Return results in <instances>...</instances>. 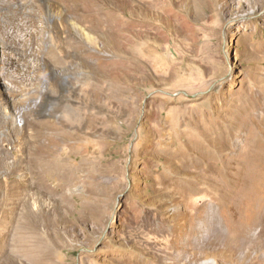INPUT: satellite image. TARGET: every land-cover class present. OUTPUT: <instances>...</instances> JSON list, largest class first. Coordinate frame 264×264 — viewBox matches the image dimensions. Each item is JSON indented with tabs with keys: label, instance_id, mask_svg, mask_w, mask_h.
<instances>
[{
	"label": "rangeland",
	"instance_id": "1",
	"mask_svg": "<svg viewBox=\"0 0 264 264\" xmlns=\"http://www.w3.org/2000/svg\"><path fill=\"white\" fill-rule=\"evenodd\" d=\"M1 115L52 214L0 264H264V0H0Z\"/></svg>",
	"mask_w": 264,
	"mask_h": 264
},
{
	"label": "bare ground",
	"instance_id": "2",
	"mask_svg": "<svg viewBox=\"0 0 264 264\" xmlns=\"http://www.w3.org/2000/svg\"><path fill=\"white\" fill-rule=\"evenodd\" d=\"M0 117H1L0 125L1 124L3 125V123L7 121L8 123L12 124L11 132L19 134L20 139L18 140L17 144L19 148L23 150V152L19 154L20 157L18 159H14L9 165L11 167V170L18 171V170L26 169L27 174H29V178L30 177L32 178L29 182H27V184H23L21 186L15 184L14 186H12L11 190H9L10 192L8 193V195L4 197V200L7 202L9 207L4 208V215L1 217L0 220V232L4 233V231L9 229L7 231L10 232L13 245L15 246V249L10 250L11 253L9 255L15 259L16 257H18V255H20V251L31 253L36 250L35 242L37 243L38 241L36 239V236L34 234L35 232L33 230L34 228L33 216L38 214V211L39 212L48 211L49 214H52V207L49 201L45 205L41 207L39 206V202H41V199L39 198L37 193L39 192L40 187L38 189V182L35 180V176L37 175V174L35 175L36 169L44 168L48 170L49 168H51L50 166L51 164H49L46 161L45 162L41 161L40 157L33 156V151L36 150L37 147L39 148L40 146H39V141L34 137V134L32 132L26 133V129H19L18 125H16L14 120L11 119L9 116L1 115ZM261 120L262 119H260L259 121ZM48 143L49 142H45L44 144H48ZM24 151L27 152L29 151V154L27 155V152ZM25 158H27L29 162L28 165H26V162H24ZM5 161H8L7 155L0 152V162L6 163ZM47 188L45 194L43 192L44 197H46V200L47 199L52 200L53 191L50 190L48 186ZM28 211H30L29 212L30 216H28L27 218L26 212L28 213ZM51 223L52 222L50 218L49 225H51ZM25 225H28V227ZM0 254H2L4 260L6 259V256L9 257L7 252L0 251ZM190 255H195V253Z\"/></svg>",
	"mask_w": 264,
	"mask_h": 264
}]
</instances>
